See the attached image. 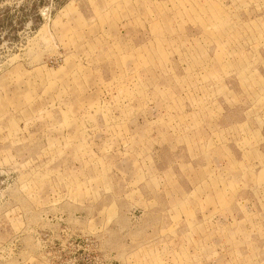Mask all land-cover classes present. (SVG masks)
Returning a JSON list of instances; mask_svg holds the SVG:
<instances>
[{
  "label": "rangeland",
  "instance_id": "obj_1",
  "mask_svg": "<svg viewBox=\"0 0 264 264\" xmlns=\"http://www.w3.org/2000/svg\"><path fill=\"white\" fill-rule=\"evenodd\" d=\"M0 264H264V0H0Z\"/></svg>",
  "mask_w": 264,
  "mask_h": 264
}]
</instances>
